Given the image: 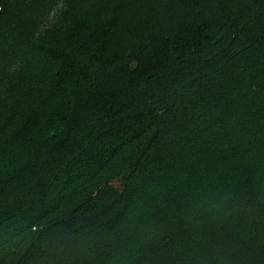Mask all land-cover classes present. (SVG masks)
Segmentation results:
<instances>
[{"label": "trees", "instance_id": "trees-1", "mask_svg": "<svg viewBox=\"0 0 264 264\" xmlns=\"http://www.w3.org/2000/svg\"><path fill=\"white\" fill-rule=\"evenodd\" d=\"M12 128L0 264H264V0H0Z\"/></svg>", "mask_w": 264, "mask_h": 264}, {"label": "rangeland", "instance_id": "rangeland-1", "mask_svg": "<svg viewBox=\"0 0 264 264\" xmlns=\"http://www.w3.org/2000/svg\"><path fill=\"white\" fill-rule=\"evenodd\" d=\"M132 7L135 9L136 12L141 13V19L146 16V13L149 8L150 0H130ZM122 40H126L124 36L121 37ZM54 100V99H53ZM56 102H60L59 100H54ZM25 132L24 130L12 128L9 130L8 134L5 136H0V150L9 149L14 147L16 144H19V140L15 139L17 134H21ZM1 154V152H0Z\"/></svg>", "mask_w": 264, "mask_h": 264}]
</instances>
